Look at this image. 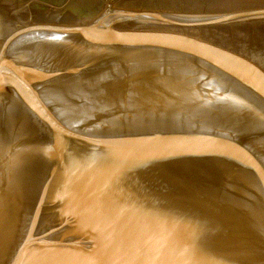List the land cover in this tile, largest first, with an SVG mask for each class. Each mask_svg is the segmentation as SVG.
<instances>
[{
	"label": "water",
	"instance_id": "95a60500",
	"mask_svg": "<svg viewBox=\"0 0 264 264\" xmlns=\"http://www.w3.org/2000/svg\"><path fill=\"white\" fill-rule=\"evenodd\" d=\"M0 264H264V0H0Z\"/></svg>",
	"mask_w": 264,
	"mask_h": 264
}]
</instances>
